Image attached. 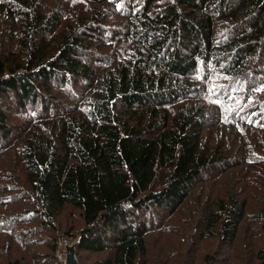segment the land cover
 Wrapping results in <instances>:
<instances>
[{
  "label": "trees",
  "instance_id": "1",
  "mask_svg": "<svg viewBox=\"0 0 264 264\" xmlns=\"http://www.w3.org/2000/svg\"><path fill=\"white\" fill-rule=\"evenodd\" d=\"M177 217L264 264V0H0V264H172Z\"/></svg>",
  "mask_w": 264,
  "mask_h": 264
},
{
  "label": "rangeland",
  "instance_id": "2",
  "mask_svg": "<svg viewBox=\"0 0 264 264\" xmlns=\"http://www.w3.org/2000/svg\"><path fill=\"white\" fill-rule=\"evenodd\" d=\"M216 182L218 194H225V196L227 194L229 195V192L232 189L235 192L240 184L239 182L238 185H234V175H231L229 173L220 174ZM238 193H240V190H238ZM254 205L255 203L250 200L249 209H251ZM187 216L188 215H186V217ZM247 216L249 219H252L251 216L248 215V213ZM186 217H177L174 219H170L168 223H164L168 225L166 230H158L157 232H154L152 234V243L150 244L151 247L155 249H163L165 251L164 258L173 259L172 264H184L185 260L189 262V253L193 250L197 252L193 255V262H195V264H199L200 262H202L204 255L212 252L218 244L216 238L211 240L202 239L199 240L198 243L197 241L192 243V239L190 238L191 233H189V229H187V225H185ZM61 218V221L65 222L68 219V214L61 216ZM249 223L244 220L242 222L241 231H245L246 228L250 227L251 221H249ZM191 244L194 246V248L189 247ZM56 255L58 256V259L60 261L66 259V241L63 240V237L60 239L59 249ZM97 256L98 255L96 254H90L85 264H93Z\"/></svg>",
  "mask_w": 264,
  "mask_h": 264
},
{
  "label": "water",
  "instance_id": "3",
  "mask_svg": "<svg viewBox=\"0 0 264 264\" xmlns=\"http://www.w3.org/2000/svg\"><path fill=\"white\" fill-rule=\"evenodd\" d=\"M76 247H77V241L71 244L66 243V259H65L66 264H80L77 257Z\"/></svg>",
  "mask_w": 264,
  "mask_h": 264
}]
</instances>
